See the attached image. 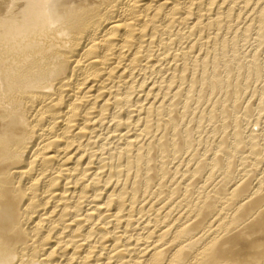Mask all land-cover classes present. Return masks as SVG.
Masks as SVG:
<instances>
[{
    "label": "bare ground",
    "instance_id": "bare-ground-1",
    "mask_svg": "<svg viewBox=\"0 0 264 264\" xmlns=\"http://www.w3.org/2000/svg\"><path fill=\"white\" fill-rule=\"evenodd\" d=\"M0 264H264V0H0Z\"/></svg>",
    "mask_w": 264,
    "mask_h": 264
},
{
    "label": "clouds",
    "instance_id": "clouds-1",
    "mask_svg": "<svg viewBox=\"0 0 264 264\" xmlns=\"http://www.w3.org/2000/svg\"><path fill=\"white\" fill-rule=\"evenodd\" d=\"M46 2H47V0H46ZM42 14H43V16H45L48 19V22H49V26L50 27L55 28L57 26V24L59 23L58 18L55 19V21H54L53 13L51 12L50 7H46L43 10V13Z\"/></svg>",
    "mask_w": 264,
    "mask_h": 264
}]
</instances>
